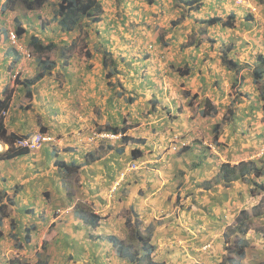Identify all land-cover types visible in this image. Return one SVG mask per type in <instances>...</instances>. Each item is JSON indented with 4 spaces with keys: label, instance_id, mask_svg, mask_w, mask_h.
Returning a JSON list of instances; mask_svg holds the SVG:
<instances>
[{
    "label": "crops",
    "instance_id": "1",
    "mask_svg": "<svg viewBox=\"0 0 264 264\" xmlns=\"http://www.w3.org/2000/svg\"><path fill=\"white\" fill-rule=\"evenodd\" d=\"M4 1L2 0V4ZM157 1V8L174 7L178 4L179 6L174 8V12L177 11L179 15H183L180 19L181 23L166 36L172 38L179 32L180 37L187 38L185 42H188V45L186 49L183 48V50L185 49L183 56L175 53L172 56V62L169 61V64L172 71H174V66L179 64L182 66L188 64L193 67V70L188 75L183 76L175 72L174 74L178 75H174V78L182 85L181 88L188 87V90L192 92H201L205 96L203 100L209 98L219 109L221 108L216 115L202 116L196 109L197 112H194L193 119L190 120V113L187 110L189 108L188 98H176L177 92H168L166 83L156 79L158 78L157 72H152L153 75L150 73L153 76L151 80L150 76L147 79H145L146 76L140 78L139 85L142 86L140 95L146 96V98L142 102L140 99H138L140 101L134 99L137 103H144L139 105L138 109L133 107V101L123 102L125 98H117L113 85L108 84L111 79H106V72L103 73L104 70L106 71L104 66H97L96 70H92L93 68L89 66H86V69L81 66L79 69L81 73L73 74L72 79L67 78V82L61 88L54 89L52 88L54 85H52L42 90L38 94L42 100L38 101V105L33 104L32 110L24 111L22 107L18 106L17 99L19 98L15 88L11 106L5 116V126L8 131L16 135H28L44 127L46 131L61 138H59V145H45L43 151H40L42 147L26 155L10 159L14 163L13 168L18 167V171L8 170L10 164L6 162L8 159H0V188L13 190L16 185H22L21 190L17 192V198L21 192L24 195L25 191L30 189V192L33 191L34 189L31 188L29 182L25 188L27 179L29 178V181L36 183L35 178L42 177L45 173L49 175L46 171L54 165V154L58 156L62 154L65 159L70 160L76 156L72 161L81 165L76 173L79 194H75V191H69V189L66 191L67 199L73 196L70 205L74 209L70 211L71 213L62 216L61 219L55 218V221L52 219L53 222H56V226L62 222L64 231L71 229L68 244L74 245L78 241L75 250L68 245L70 247L68 252L57 253L67 261L71 260L83 264L88 262L116 264L122 260L114 252L116 250L112 242L105 237L116 234L124 238L127 234V217L121 215L122 220L118 221L119 219L114 217L111 211V204L116 207L119 203H124L129 209L134 206L139 213L138 215L142 214L145 219L144 229L149 226L150 229L148 228V230H151L152 241L157 245V249L162 243V239L169 240L175 236H179L178 238L181 239L186 238L194 245H203L212 240L213 249L205 252L201 259L200 257L195 259L194 263L215 264L216 260L220 262L223 258V245L226 241L223 235L226 231V225L223 223V219L219 221L215 216L212 217L214 219L212 222L205 216L206 221L200 218V213H203L204 210H197L198 203L203 201L205 205L209 203L204 213L208 214L209 211L211 213V210H215L217 211L216 215L222 218L220 214L223 213V210L235 209L237 206L243 205L249 201V196L255 194L256 190L253 192V186L260 187L264 184V173L251 175L256 185L242 178L233 181L229 186L218 180V173L223 163L230 162L231 165L237 166L241 161L253 160L259 167L264 168V158L258 154L259 149L264 146V110L262 109V100L259 97L260 89L249 74L258 55L264 54V0H253L257 11L248 13L251 20L246 27L253 28L256 33L252 37L253 43L250 41L247 44L243 43L246 45L247 51H241L243 45L236 44V41L238 42L236 38H239V35L236 37L235 35L239 32V22L243 20L242 13L245 11L244 7L237 6L234 0H197L194 5L201 3V6L192 11H187L185 6L182 7L185 0ZM174 12L169 11L171 17L175 15ZM230 13H234L236 19L233 27L224 28L215 25L205 29L204 25L201 24V19H208L214 15L227 17ZM111 27L110 25L107 26L109 30ZM193 32L197 33L196 36H201L199 41H190L192 37L189 39L188 34ZM207 32L209 38L204 40ZM7 34L5 31H0V48L3 49L4 47L5 50L3 56L0 57L3 59L0 61V98L3 96L5 88L15 86L20 88L21 86L20 84L15 85L13 80H10L8 69L5 71L4 63H11L12 61L9 60L13 58L16 62L21 58L17 57L18 54L15 52L17 49L8 43ZM102 36L104 39V35ZM19 38L21 42L25 39L23 35ZM109 38L112 40L107 41L110 50L122 54V51L117 49L118 46H122L120 42L123 40L120 39V35L106 36V39ZM254 46L258 51L252 52L255 49ZM11 48H14V55L11 54ZM223 53H227L229 58L233 57L240 63L241 69L238 73L233 68L230 69L224 65ZM202 55L206 59H200ZM67 69L71 70L70 67ZM151 71L153 70L151 69ZM44 77L35 81L34 85L42 81V85L46 86L47 81H44ZM169 78L170 76L167 80ZM235 81H238L235 87L238 91L237 94L227 88L229 84H233ZM128 83H124V89L132 93L133 96L134 88L128 87ZM206 87L208 90L205 89ZM209 90L213 94L212 97H207L211 96L208 93ZM154 104L157 107L154 108ZM231 107L236 108L235 113L231 115V118H227L230 115L228 109ZM51 108L59 111L60 118L64 122L61 126H56L53 122ZM166 117L167 119H174V122H171L173 129L166 127V121H164ZM132 121L139 122V124L134 123L131 126ZM217 123L220 124L218 139H215L218 146L211 153L203 154L201 143L197 142L196 139L194 144L191 143L193 144L191 150L180 154L170 150L171 141L174 140L175 136H179L183 130V133L192 131V138L201 139V128H206L208 124L212 126V129ZM106 126H126L128 130L125 134L145 141L144 144L134 143V146H139L143 150L141 156L136 159L141 161L142 165L140 169L127 176L122 185L126 193L123 195L120 191L116 192V198L113 199L114 203L108 198V190L117 179L120 170L128 162L134 160L131 154L133 146H127L124 152L119 153L116 151L119 146L117 139L91 138L94 132H98L101 127ZM180 130L182 131L180 132ZM204 131L206 132V130ZM4 144L6 143H0L1 150L6 149ZM193 162L195 163L193 164ZM26 174H28L27 179L23 177ZM69 175L70 173H67V176ZM68 179L70 180V177ZM178 194L180 196L179 201L177 200ZM194 199L199 200L198 203ZM29 200L28 205H32L31 198ZM61 200L63 201V199ZM78 200L80 202H77ZM76 203L103 217L98 226L94 228L90 222L80 218L77 210L78 205L75 207ZM191 205L196 208V211L193 209L190 213L187 208ZM162 209H165L167 214L171 210L174 217L157 223L158 221H152L147 214L153 212L155 215L157 210L161 211ZM241 210L239 207L238 212ZM185 219L188 221L183 224L182 221ZM218 222H221L220 225ZM3 230L5 232L4 238L8 239L5 225ZM64 231L61 233L59 231L56 242L61 239L60 236L64 235ZM91 233L101 235L104 238H93L90 236ZM260 234L254 239L255 241L248 242L246 255L238 260V264H260L264 262V232H260ZM4 238L0 239V260L6 262L9 259L6 248L1 247L4 244ZM95 245H98L99 248H96ZM12 249H8V252ZM168 251L171 252L164 260L170 256L172 260L184 257L181 255L183 253L181 248L180 250L177 248ZM176 253H180V255L178 256ZM100 255L101 258L96 259V256ZM123 261L126 262L124 259Z\"/></svg>",
    "mask_w": 264,
    "mask_h": 264
},
{
    "label": "rangeland",
    "instance_id": "2",
    "mask_svg": "<svg viewBox=\"0 0 264 264\" xmlns=\"http://www.w3.org/2000/svg\"><path fill=\"white\" fill-rule=\"evenodd\" d=\"M47 1L48 2L43 7L35 9L33 11L25 9V7L20 3L16 4V8L13 11H3L2 0H0V31H5L6 33H8L11 30L16 32L17 23L15 17H19L26 29V32L23 34V37H25V39L24 41L22 40L23 42H20L22 43V47L31 55L28 58L25 57V55H22L21 58H19V60H17L16 62L14 61V58H11L12 60L9 61H12V64L4 63V66L6 67L5 71H7V69L9 70L8 75L10 80L14 79L12 75L16 72V70L19 71L17 79L22 80L24 78H33L36 73L41 69L40 66L37 65L39 59L41 58L47 59L48 61H55L56 63L55 67L50 72H46V75L44 77V81H47L46 86L42 85L41 81L35 85L33 84V86L30 87L32 91L31 97L26 94V87H23L25 89L23 91H19V88L17 89V94L19 97V99H17V103H19L20 101V103L24 106L30 104L29 110H32V107L34 106L33 104L38 105V101L40 100V96L38 94H40L42 90L51 87L52 85H54V87H52L54 89L61 88L64 83L67 82V78L72 79L73 74L78 75L81 73L79 70L81 66L85 67V69L86 66H89L93 68L92 70H96L97 66L103 67L102 51L110 50V46H108L107 41H112L110 38L106 39V36L112 34L120 35V39L123 40L120 42L122 48L119 46L117 47L119 51H122V54L114 53L110 50L112 53H114V55L117 56L120 71V73L118 74V78L121 79L123 85L117 86V91L125 88L124 83L126 82H129L128 87H132V89L134 88L133 96L132 93L125 90L124 97H117L118 99L125 98L123 102H129L127 97H135L134 99H140L142 102V100H144L146 96L140 95V91L142 90V86L139 85L140 78H145L146 76L145 79H147V77L150 76L151 80V78L153 77L151 76L153 75L152 72H157L158 78L156 79L163 80L164 83H166L165 86L168 92H177L176 98H186L184 96L183 91L188 90L189 88H181L182 85H180L177 79L174 78V75H178L179 73L176 70L172 71L171 65L169 64V61H171L172 56H174L175 53L183 56L184 50L188 45V42H185L187 38L180 37L179 32H177L176 36H173L172 38H168L166 36L169 35L174 29H176V26L173 25L172 21L178 19L180 20L183 17V15H179L177 11L176 13L174 12V8H176L175 6L157 8V3L149 4L148 0H101L104 12L102 14L103 19L100 22L94 23L88 20L90 22L87 23V20H84L85 24L82 23V25L73 32H67L58 25L56 18H54V13L57 8V0ZM251 2L253 3V0H251ZM169 11H173L175 15L171 17L172 15H170ZM244 11L245 12L242 13L243 20L239 22V32H237L235 35V37L239 35V38H236L238 40V42L236 41V44L238 43L241 45H243V43L247 44L248 41L253 43L252 37L256 33L255 31H253V28L246 27L248 22L251 20V17L250 14H248L249 11L246 10V8H244ZM109 25L112 26L111 30L107 28V26ZM113 29H115L116 31L114 32ZM196 34V32L188 34L189 39L192 37L190 41H195V39L197 38L200 39V35L196 36ZM102 35H104V39ZM32 36H38L43 43H47L49 40H52L57 45L51 50L38 52L31 42ZM8 43L10 44L9 39ZM245 46L246 45H243L241 47V51H247ZM184 47L185 49L183 50ZM253 48L255 49H253L252 52L258 51L256 49V46H254ZM10 50H12L11 54L14 55V48H11ZM4 52V47L3 49L0 48V57L3 56ZM123 58H125V60H123ZM200 59H206V57L202 55L200 56ZM0 61H3V59L0 58ZM250 62L252 61L250 60ZM176 66L178 67L182 65L179 64ZM69 67L71 70L67 69ZM151 69L153 71H151ZM148 71L150 72L146 75ZM105 72L106 71L104 70L103 73L105 74ZM175 72L178 74H174ZM96 76H99V74H96ZM168 76H170V78L167 80ZM116 78L117 76H113L111 78V81L116 82V80L118 79ZM16 84L17 83H15V85ZM16 87L18 86L11 88L8 87V89L15 90ZM227 88L229 91H233L234 94L238 93V91L235 89L234 83L229 84ZM205 89L208 90L207 87ZM208 93L211 96L207 97L213 96L210 90L208 91ZM200 94L201 92L198 93V95ZM200 96L197 99L194 98L193 105H189V108L187 109L190 113V120L193 119L194 112H197L196 109L199 110L201 106L205 105V101L203 102V98L205 96L202 94ZM259 97L261 99L260 94ZM35 99L36 102H34ZM197 101H199V103H197ZM141 104L143 105L144 103H137L136 101H133L132 105L133 107H137L139 109V105ZM50 112L52 114L53 122H55L56 126H61L64 122L63 119L60 118L59 111L57 109L51 108ZM225 115V117H227V114ZM230 116L228 115L227 118H231ZM164 121H166L165 123L167 128L173 129V124L171 122H174V119H167L166 117ZM134 123L139 124V122ZM206 126V128H201L202 133L200 134L202 136L200 135V137L202 139L205 137V142L207 144L213 145L216 150L217 143L212 140L215 135V130L214 128L211 129L212 126L208 124ZM204 130H206V132ZM181 131L182 130H180V132ZM183 132L184 130L179 134V136H175V139H190V141H193V144L196 142L195 139L199 140V138H192V131L188 133ZM187 142L190 143L189 141ZM43 150L44 147L40 151ZM75 157L76 156H74L73 159ZM260 157L264 158V155H261ZM57 158L64 161L66 160L68 164H71L73 162V159H65L62 154H59V156L56 154L53 155V159ZM9 161L10 159L6 160L7 164L10 163L7 169L18 171V167L14 169L12 166L14 163ZM52 169H54V172H52ZM61 170L62 171H60V168L56 167L54 164L52 168H49L46 171L49 173V175H46L45 173L42 177L34 179L36 183H34V181H29V178L27 177L28 174H26V176L22 175L23 177H26V179L28 178L25 184V188L27 187V184L29 182V185L32 186L31 188H33L34 190L31 192V189L29 191H25L24 195L21 192L19 198L15 197L16 199L14 198V200L16 202V206L10 204L8 206V213L10 216L12 215L15 220H17V223H15V225L18 229V235L21 241H24L25 229L27 227L31 226L33 223H36L37 229H33L34 235L32 241L30 243H26L23 248L17 247V241L12 239L10 237V234H7L8 239L4 238V244L1 245V247L6 248V252L9 259L16 257L17 259H20L22 261H29L30 263H35L37 261L44 262L46 260L47 264H83L71 260L67 261V259H62L61 256L57 254L68 252L70 250V247L68 245H70L72 249L75 250L78 242L76 241L74 245L68 244V236L71 233V229H67L64 231L65 228H63L64 225L62 222H59L58 226H56V222H53L55 218L61 219V215L64 217L65 215L63 214L67 213L65 212L66 210H70L71 208L70 211H72L74 209V207L70 205L73 200V196L70 197L71 199H67V189H69V191H75V194H79V183L76 179L77 172L66 176V169L63 168ZM68 177H70V180L68 179ZM123 184L124 182L122 183V185ZM122 185L119 186L118 189L114 190L111 196H108V198H110L113 203L115 202L113 201V199L116 198V192L120 191L121 193H123V195L126 193V190L124 189V187H122ZM253 189V192H255V190L256 192L252 196H249V201L243 203V205L241 206H237L235 209L231 208L230 210H223V213L220 214L222 218L219 217V215H216L217 211L215 210H211V213L209 211L208 214L204 213L205 210H207V206L204 204V201L198 203L199 200L194 199L195 202L197 201L199 208L204 210L203 213H200V218L206 221V218H204L205 216L211 222L214 221V219L212 218L213 216H215L216 219L219 221L223 219V223H225L226 225V231L230 232V240H233L236 228H232V226L233 223L234 226L237 225L235 223H237V217L240 212H238L239 207L240 210L247 209L252 219L249 220L248 232L243 237L245 238V241L252 243L253 241H255L254 239H256L257 236L261 235L260 232H264V189L261 186H253ZM29 198H31L32 205H28ZM61 199H63V201ZM19 202L21 205L19 204ZM77 202H80V200H78ZM77 205L78 203H76L75 207ZM113 205L114 204H111V211L113 216L119 219L118 221L122 220L121 215H125L127 217L131 214V210L127 208L124 203H119L118 205H116V207L119 206L117 207V209L116 207H113ZM19 206L20 208H18ZM191 208L196 210V208H193L192 205ZM48 209H50V212H48ZM147 214L149 215L152 221H158L157 223H162L167 219H171V217H174V213H172L171 210L170 213L167 214L165 209H162L161 211L157 210V213L155 215L153 214V212H148ZM140 215L138 216L136 223L139 221L140 224H142V226L144 227L145 219L143 218L142 214ZM46 217H48V220H46ZM7 221L8 222H6L5 224V230L9 233L11 219L8 218ZM185 221L188 220L185 219L182 221V223L184 224ZM220 223L221 222H218V225H220ZM20 224L21 226H19ZM59 231L60 233L64 231V235L62 233L63 236H60L61 239L56 242L55 240L59 237L57 236L59 234ZM132 231L133 230L129 227L128 232L124 238L128 240L129 236L134 235ZM148 231L150 232L151 230ZM175 237H172V239L169 240L162 239V243L160 244L159 248L154 252L153 256L157 261L164 260V258H166L171 252L168 251L169 249L174 250L179 248L180 250L181 248V252L183 251L181 255H183L184 257L182 259L178 258L177 260H172L170 256L169 258H167V260H165L166 263L198 264L194 263V260L198 257H200L201 259L203 257V254L205 255V252L213 249L214 244L212 240L208 241L203 245H194L191 243L190 240L186 238L181 239L178 238L179 236ZM95 246L96 248H99L98 245ZM10 248L13 249L8 252V249ZM114 252L117 253L116 251ZM176 254H178V256L180 255V253ZM97 258H101V255L96 256V259ZM9 259H7L4 264H9ZM87 264L94 263L88 262ZM116 264L131 263L128 261L124 262L123 260H120Z\"/></svg>",
    "mask_w": 264,
    "mask_h": 264
},
{
    "label": "trees",
    "instance_id": "3",
    "mask_svg": "<svg viewBox=\"0 0 264 264\" xmlns=\"http://www.w3.org/2000/svg\"><path fill=\"white\" fill-rule=\"evenodd\" d=\"M197 0H185L182 4V7L185 6L187 11L197 10L200 8L201 3L198 5H194V3ZM48 1L47 0H5L3 3V11H13L16 8V4L20 3L25 7V9L29 11H33L35 9L43 7ZM149 4H158L157 0H148ZM176 6V5H175ZM177 6H179L177 4ZM104 12L103 4L101 0H57V8L55 10V16L58 25L67 32H73L77 28H79L82 23H84V20H87L86 22H100L103 17L102 14ZM17 28L16 33L20 37L25 32L26 29L21 22L19 17H15ZM90 20V21H88ZM236 19L234 13H230L227 17H222L219 15H214L212 17H209L208 19H201V24L205 26L206 29L210 26L219 25L224 28L233 27L235 25ZM174 26H178L181 21L180 20H174L172 21ZM201 31V29H200ZM201 38V36H200ZM208 32L205 34L204 40L208 39ZM200 40V39H195ZM203 41V40H202ZM31 42L34 45V48L38 52H44L45 50H51L52 48L56 47V43L54 41L49 40L47 43H43L41 39L38 36H32ZM198 44V43H196ZM15 52L18 54L17 57H21V53L17 50ZM125 60V58H123ZM257 61H254V64L252 65V71H250V76L253 79V82L257 84V86L260 89V95L262 100V109L264 110V54L258 55ZM222 61L224 65L229 67L230 69L236 70L238 73L241 69L240 63L235 60L233 57L229 58L227 53H223L222 55ZM102 63L104 68L106 69V78L111 79L113 76H117L120 73L119 71V65H118V59L117 56L114 55L110 50H103L102 51ZM55 61H48L47 59H39L38 65L40 66V70L36 73V75L33 78H24L22 80L16 79L15 83L20 84L19 91L25 90L23 87H26V94L31 97L32 91L30 89L31 86H33L34 82L43 78L46 75V72H50L55 67ZM174 70H176L179 74L188 75L193 70V67L189 66L188 64L181 66H174ZM116 78V79H117ZM115 79V80H116ZM238 81L234 82V86L236 87ZM108 84L113 85V88L116 92L117 97H121L125 94V89H120L117 91V86H123L121 79H117L116 82H110ZM18 87H16L17 90ZM23 88V89H22ZM14 89H8L5 88L3 92V96L0 98V142L9 144V148L6 150H0V159L6 160V159H12L15 157L23 156L31 151L24 147H17L14 145L15 140L20 135H16L13 132L8 131L7 127L5 126L4 120L5 116L3 115V112L5 110H8L11 106ZM184 96L188 99V104L191 106L193 105V99L198 98L200 95H198L197 92H192L191 90H185L183 91ZM241 95V93H240ZM19 98V97H18ZM135 97H127L129 102L134 101ZM236 100V99H235ZM31 101V100H30ZM205 101V105L201 106L199 108V112L202 116H214L216 115L219 110V107L215 105L209 98H205L203 102ZM19 107H22L24 110H29L30 104L24 106L20 103H18ZM157 107L156 104H154ZM235 107H231L228 109L230 112L229 114L233 115L235 113ZM170 111V110H169ZM230 116V115H229ZM231 117V116H230ZM134 122H131V126H133ZM219 127L220 124L217 123L214 126V138L212 139L214 142L215 139H218L219 134ZM43 132H46L45 128L42 127L40 129ZM110 130L113 133H121L122 136L117 139L116 141H119V146L116 148V151L121 153L125 151V148L127 146H133L131 149L132 159H137L141 156L143 153V150L139 146H134V143L137 144H144V139H139L134 136L125 134L128 130V127L126 126H106L101 127L99 132ZM197 140V139H196ZM190 143L182 145L180 147V150L178 153L186 152L188 150H191L193 145L191 144L193 141H189ZM197 142H200L201 144V150L202 153H211L212 148L209 144L205 142V137L202 139L197 140ZM216 145V144H215ZM218 145H216L217 147ZM195 160V159H194ZM195 162H193L194 164ZM55 166L61 169L65 168L67 173H74L77 172L78 168L81 166L75 161H73L71 164H68L64 160L55 159L54 162ZM264 173V168L261 166L259 167L255 161L249 160V161H241L237 166L231 165L230 162L223 163L220 167V171L218 173V180H220L224 185L229 186L233 181L237 180L238 178H242L245 181H250L254 185L256 183L253 181L251 175H261ZM67 176V175H66ZM264 189V185H261ZM22 185H16V188L13 190H7L6 188H0V239H3L5 237V232L3 230L4 225L6 224L7 219H11L10 221V229L9 233L10 237L17 241L16 246L19 248H23L26 243H30L32 241L33 235H34V228L37 229L36 223H33L31 226L27 227L25 229V235H24V241L20 240V237L18 235V229L16 228L15 223H17V220L11 217L8 213V206L11 204L13 206L16 205V202L14 198L17 195V192L21 190ZM180 196L178 194L177 200L179 201ZM197 202V201H196ZM209 206V203L206 205ZM189 212L191 213V206L187 208ZM77 210L79 211L80 218H82L85 221L90 222L92 227H96L99 224L100 219L103 217L100 214H97L93 212L92 210H87L84 207H81V204L78 205ZM131 214L127 216L126 220V226L131 228L134 235L129 236V239L121 238L116 234H110L107 235L105 238H108L110 242H112L114 248L116 249L117 255L124 259L125 261L130 262L131 264H168L165 260L157 261L153 256L154 252L157 249V245L154 244L152 241V234L151 231H148V228H145L140 224L138 221L136 223V220L138 219V213L137 210L134 208V206H131L130 208ZM136 210V211H135ZM198 211L201 210L198 205ZM196 211V210H195ZM70 212L64 213L63 215H67ZM62 217V215H61ZM252 219L250 216V213L247 209H242L237 217V225L232 226V228H236L235 236L233 240H230V232L225 231L224 237L226 239L224 245H223V258L219 262L218 260H214L215 264H238V260L245 257L246 255V247H248V242L245 241V236L249 229V220ZM21 226V224L19 225ZM21 228V227H20ZM93 238H104L101 235H95L93 233L90 234ZM230 241V243H229ZM45 247V246H44ZM7 261V260H6ZM4 260H0V264H4ZM219 262V263H218ZM9 264H47V261L44 262H35L30 263L29 261H22L20 259L11 258L9 259ZM202 264V263H200ZM260 264H264V262H261Z\"/></svg>",
    "mask_w": 264,
    "mask_h": 264
},
{
    "label": "built area",
    "instance_id": "4",
    "mask_svg": "<svg viewBox=\"0 0 264 264\" xmlns=\"http://www.w3.org/2000/svg\"><path fill=\"white\" fill-rule=\"evenodd\" d=\"M235 4L240 7H244L249 9L251 12L255 13L257 11L256 5H254L251 0H234ZM8 39L10 44L17 48L21 52V56L25 55V57H30V53L26 51L22 47V43L20 42V38L17 35L15 31H9L8 32ZM19 74V71L16 70V72L12 75L13 76V82L15 83L17 76ZM8 110H5L3 112V115H7ZM122 136L121 133H113V132H108V131H103V132H94L91 136L93 139L99 138V139H108V140H116L119 139ZM187 141H190V139H175L172 141V144L170 145V150L174 152H178L180 150V147L182 145L188 144ZM59 138L53 135L52 133L46 131L43 132L41 130H35L31 132L28 135H20L17 137V139L14 142V145L17 147H24L27 148L30 151H35L40 148H42L45 145H59ZM6 146V149L9 148V144H4ZM213 150H215L214 146L209 144ZM1 150V148H0ZM259 155H264V146L261 147V149L258 151ZM142 165L141 161H137L136 159L128 162L119 172L117 179L112 183L111 188L109 189V196L112 195L114 190L118 189L119 186L122 185V183L125 181L127 176L138 169H140V166ZM71 210V208H70ZM69 209L66 210L65 212H69Z\"/></svg>",
    "mask_w": 264,
    "mask_h": 264
},
{
    "label": "clouds",
    "instance_id": "5",
    "mask_svg": "<svg viewBox=\"0 0 264 264\" xmlns=\"http://www.w3.org/2000/svg\"><path fill=\"white\" fill-rule=\"evenodd\" d=\"M246 10H248L250 13H253V12H251L249 9H247L246 8ZM12 46V45H11ZM17 49V48H16ZM20 52V51H19ZM108 132H111V131H108ZM0 143H2V142H0ZM6 150V149H5Z\"/></svg>",
    "mask_w": 264,
    "mask_h": 264
}]
</instances>
